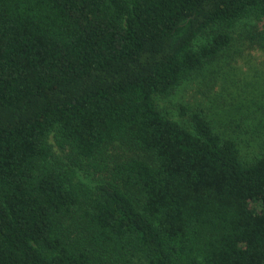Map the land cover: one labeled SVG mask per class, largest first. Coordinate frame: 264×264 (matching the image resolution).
I'll list each match as a JSON object with an SVG mask.
<instances>
[{"label": "trees", "instance_id": "obj_1", "mask_svg": "<svg viewBox=\"0 0 264 264\" xmlns=\"http://www.w3.org/2000/svg\"><path fill=\"white\" fill-rule=\"evenodd\" d=\"M249 17L264 0H0V264H264V156L155 103ZM116 143L145 156L95 169Z\"/></svg>", "mask_w": 264, "mask_h": 264}, {"label": "rangeland", "instance_id": "obj_2", "mask_svg": "<svg viewBox=\"0 0 264 264\" xmlns=\"http://www.w3.org/2000/svg\"><path fill=\"white\" fill-rule=\"evenodd\" d=\"M232 36L230 47L170 96L155 97V103L191 131L192 115H201L220 136L234 139L243 159L251 162L264 156V20L249 17L235 26ZM137 150L124 143L110 145L93 166L106 172L128 158L145 156Z\"/></svg>", "mask_w": 264, "mask_h": 264}]
</instances>
